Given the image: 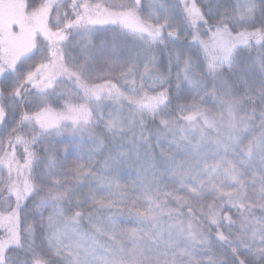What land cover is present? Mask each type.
Wrapping results in <instances>:
<instances>
[{
    "label": "snow or ice",
    "instance_id": "1",
    "mask_svg": "<svg viewBox=\"0 0 264 264\" xmlns=\"http://www.w3.org/2000/svg\"><path fill=\"white\" fill-rule=\"evenodd\" d=\"M0 264H264V0H0Z\"/></svg>",
    "mask_w": 264,
    "mask_h": 264
}]
</instances>
